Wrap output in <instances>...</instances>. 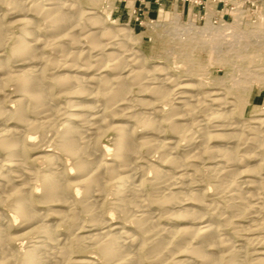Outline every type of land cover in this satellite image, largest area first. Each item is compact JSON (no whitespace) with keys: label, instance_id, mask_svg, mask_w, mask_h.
Masks as SVG:
<instances>
[{"label":"bare ground","instance_id":"6f19581e","mask_svg":"<svg viewBox=\"0 0 264 264\" xmlns=\"http://www.w3.org/2000/svg\"><path fill=\"white\" fill-rule=\"evenodd\" d=\"M212 40L216 45V36ZM134 42L130 30L108 26L74 0H0V120L16 122L0 127V209L7 214H0V264H92L73 259L87 249L102 264H264V252L252 261L212 221L229 219L205 201L209 187L195 188L202 186L197 176L208 173L212 197L226 199L231 212L263 213L264 119L257 127L240 126L222 88L201 93L200 83L187 76L160 64L148 69ZM57 65L65 72L49 74ZM48 81L74 100L57 106ZM131 86L150 99L131 100ZM79 96L93 102L80 105ZM153 101L171 108L165 122L170 140L158 139L165 124L152 117L129 115L144 133L138 138L130 125L112 120L132 102ZM199 106L211 129L197 121ZM61 115L65 129L50 135ZM107 131L116 136L109 162L95 154L97 136ZM53 145L57 155L48 154ZM142 147L158 153L167 169L150 165L144 172L138 166ZM37 161L44 172L34 169ZM254 161L261 162L249 166ZM81 212L84 236L75 234L84 225ZM114 215L133 231L117 226ZM163 217L177 225L160 224ZM54 222L67 223L62 235ZM32 236L31 245L14 246Z\"/></svg>","mask_w":264,"mask_h":264},{"label":"rangeland","instance_id":"374dc122","mask_svg":"<svg viewBox=\"0 0 264 264\" xmlns=\"http://www.w3.org/2000/svg\"><path fill=\"white\" fill-rule=\"evenodd\" d=\"M74 1H77L85 10L96 12L104 18L108 26L115 29L124 28L130 30L131 36L135 41L134 48L139 49L145 55L148 69H151L156 64H160L175 75L187 76L189 77L187 79L190 81L200 83L201 93H205L208 90L217 91L222 88L221 91L227 97H230L233 102L232 106L228 109V111H231L232 120L237 121L242 127H257L260 125L258 123L259 120L264 119V0ZM7 20L13 21L14 19L7 16ZM216 26L224 28V42L221 48H218V50L220 49L218 52L216 45H213V41L215 42V40H212ZM109 51L111 50L107 52ZM6 52L10 55L8 46L6 47ZM184 71L189 72L196 79L192 75H186L187 73L182 75ZM53 72L61 73L65 72V70L62 66L57 65V68L48 71L49 74ZM198 72L200 74L196 76L195 73L197 74ZM79 73V76H83L82 74H84L83 71L77 72V74ZM46 84L51 86L49 81ZM49 89L53 101L59 107H64L68 101L74 100L65 92H59L54 86L49 87ZM12 91L13 93H11ZM6 92L11 93L12 100L17 99L16 92L11 90L10 87L7 88ZM129 97L131 100L150 99L149 93L143 92L137 86H131ZM90 101L85 99L84 96L77 98V102L80 105L90 104ZM6 105L8 108L13 106L11 102H7ZM156 109L158 112L155 113L154 110ZM170 109V107L165 106L163 103L155 101L148 102L145 106L139 105L138 102H132L123 113L113 116L112 120L130 125L136 132L135 136L138 138L144 133L141 132V128L136 127L134 122L129 119L130 114L134 113L141 117H152L154 121H160L165 124L166 115H168ZM203 109V106L197 107V110L194 109L195 115L197 114V121L202 118L201 120L204 121L201 123L203 128L208 127L207 129H211L209 124L210 119L207 118L206 120L202 116ZM209 112L207 111V113ZM195 115L192 116V119H195ZM62 117V115L59 116L56 123L50 126V135L65 129V125L63 124L65 119L63 120ZM28 119H32V117L28 116ZM108 119H111V117H108ZM5 125L14 127L16 126V122L11 117H7L0 120V127H4ZM163 129L164 131L159 134L158 139L170 140L172 135L166 124L163 125ZM105 134L97 136L98 146L95 148V154H102L103 158L109 162L113 158L112 149L114 147L112 144L116 136L113 131H107ZM52 140L54 141V139ZM106 145L110 146V150L105 153L103 148ZM214 145L220 146V143L217 142ZM180 148L182 149L183 147L180 146ZM56 151L53 145V147L49 148L48 154L57 155ZM35 153L36 151L34 150L30 151V155H33L32 157L35 156ZM259 153L264 158V151H259ZM152 154H149L148 150L142 147L140 150L141 160L138 166L144 172L147 171V167L150 165L166 170L167 167L161 165V159L157 158L158 153ZM3 158L4 154L0 153V159ZM260 162H251L249 166ZM45 168L46 165L43 161H37L34 164V169L39 171V173L44 172ZM245 169L246 166H242L238 171ZM146 174L147 177L152 175L151 172ZM197 177L201 181L202 186L199 185L195 188L206 189L209 187L208 192L205 193V201L219 206L222 216L229 219V221H224L221 217H212V221L224 228L223 233L225 236L237 248L243 249L248 258L253 261L259 253L264 252V211H262L263 213L256 214L254 217L253 215L251 217L238 212H231L226 207V199L212 197L211 194L216 189L212 180H210L209 174L204 173ZM242 179H246L245 174H243ZM70 194L72 197L75 196L74 193ZM263 195L260 200L261 206L264 205ZM38 206L43 208L42 205ZM153 209L158 208L154 206ZM81 213L82 217L79 218L83 221L84 225L82 229L75 231V234L84 236L88 233L86 231L87 218L85 217V213ZM0 214L7 216L1 209ZM114 218V223L117 226L129 232L133 231L128 223L118 220L116 216ZM13 223L14 225L16 224L14 221ZM52 224L55 225L54 228H56L59 235H62L67 225L66 222H54ZM160 224L167 227H175L177 225L165 217H163ZM33 238L32 236L16 240L14 246L27 247L35 241ZM74 256V260L91 261L92 259V264H102L97 259V256L91 254L90 249H87L83 254H76ZM87 256H90V258H86ZM143 264L149 263L144 262Z\"/></svg>","mask_w":264,"mask_h":264},{"label":"built area","instance_id":"2783aa9c","mask_svg":"<svg viewBox=\"0 0 264 264\" xmlns=\"http://www.w3.org/2000/svg\"><path fill=\"white\" fill-rule=\"evenodd\" d=\"M223 29L221 26H216L215 28V33H214V36H216V48H217V52L220 50H218V48L220 47L221 48V45L223 44L224 42V39H223ZM231 33L230 31V28H229V34Z\"/></svg>","mask_w":264,"mask_h":264}]
</instances>
